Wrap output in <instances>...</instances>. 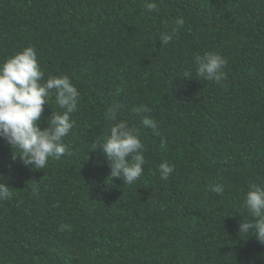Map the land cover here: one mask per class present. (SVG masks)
<instances>
[{"label": "trees", "instance_id": "obj_1", "mask_svg": "<svg viewBox=\"0 0 264 264\" xmlns=\"http://www.w3.org/2000/svg\"><path fill=\"white\" fill-rule=\"evenodd\" d=\"M154 2L0 0V63L34 46L45 80L67 75L80 93L68 151L45 169L14 162L0 139L13 192L0 201V264H264V243L240 235L245 194L264 187V0ZM207 52L228 61L220 83L197 74ZM53 111L54 99L43 116ZM119 120L145 146L131 185L92 150ZM165 161L174 171L161 180Z\"/></svg>", "mask_w": 264, "mask_h": 264}, {"label": "clouds", "instance_id": "obj_2", "mask_svg": "<svg viewBox=\"0 0 264 264\" xmlns=\"http://www.w3.org/2000/svg\"><path fill=\"white\" fill-rule=\"evenodd\" d=\"M143 7L152 12L157 9V4L154 0H144ZM184 23L183 18L176 20L179 26ZM174 34L175 30L162 33L160 41L167 44ZM195 62L197 74L203 79L220 83L226 78L224 68L228 61L219 53L198 55ZM184 76H190V73L186 71ZM79 96L78 89L67 75L45 80L34 46L22 49L0 63V139L6 141L12 149V160L35 169H45L50 159L59 160L68 151L63 139L74 127L71 114L77 110ZM53 99L63 112L58 114L53 111L50 117H44L45 105L50 106ZM120 107L119 104L109 107L106 118L117 121ZM137 111L147 112L149 109L141 106ZM42 118L47 122L43 128L40 126ZM141 123L151 128L154 134H160L156 121L149 116H144ZM97 147L102 148L113 179L120 178L124 184L131 185L142 176L145 146L139 132L126 121L115 123L107 138L92 150ZM159 171L161 180H167L174 167L165 161L159 165ZM211 190L223 193L224 186L216 185ZM12 196L11 187L3 177L0 180V201L11 199ZM243 206L250 219L241 222V237H248L251 232L258 241L264 243V187L253 186L245 194ZM67 228L69 225L65 224L60 230Z\"/></svg>", "mask_w": 264, "mask_h": 264}]
</instances>
